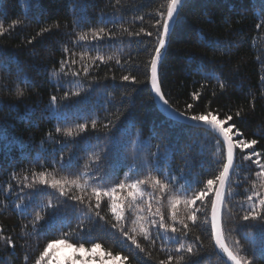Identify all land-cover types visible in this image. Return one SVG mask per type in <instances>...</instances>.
<instances>
[{
    "label": "trees",
    "instance_id": "16d2710c",
    "mask_svg": "<svg viewBox=\"0 0 264 264\" xmlns=\"http://www.w3.org/2000/svg\"><path fill=\"white\" fill-rule=\"evenodd\" d=\"M185 3L188 7L174 24L164 54L163 91L180 110L186 103H193L190 94L196 90L203 93L196 102L198 106L194 107L196 112L208 110L209 101L212 109L219 108L222 112L231 109L234 113L242 107L244 122H238V127L247 138L260 139L264 135V99L260 98L259 76L264 74V69L257 58H264V31L255 24L259 23L264 0H185ZM161 5L166 7V0H120L119 5L116 0H0V23L8 27L13 20L23 21L7 38H0V53H3L0 56V227L4 229L2 234L12 236L16 245L13 250L0 241V264H24L25 255L29 257L27 264H33L48 239L53 238V234L59 238L55 228L45 227L35 234L31 228L27 234L22 231V226L30 223L35 211L47 199L55 202V194L33 196L34 189L21 191L23 175L42 170L40 165H45L59 178L66 174L58 163L60 157L63 156L65 162L71 157L72 171L82 172L93 153L101 152L104 142L111 137L108 146L114 150L107 159L101 160V175L107 173L110 177L107 184L124 179L129 167L159 164L164 171L176 176L175 188L179 191L195 185L197 180L209 178L218 168L222 153L217 151L214 133L204 127L188 129L171 123L153 99L144 64L150 58L148 53L154 37H131L123 32L124 28L138 31L141 26L152 30L151 25L158 18L156 11L164 10ZM141 15L145 17L143 22L134 20ZM76 20L80 23H74ZM56 23L61 25L58 31L53 28V33L37 36L32 44L26 43V38L36 36L40 27ZM101 27L115 33L111 43L101 41L95 47V42L75 43L76 35L81 33H87L91 41L92 31ZM205 37L220 41L224 47L216 50L207 47L203 42ZM65 46L76 53L74 58L78 63L72 68L80 71L79 76L58 71L59 61L66 56ZM82 54L88 63L89 56L113 59L106 64L97 61L85 74L79 62ZM213 73L228 84L225 92L219 90ZM125 74L135 75L139 83L122 81ZM22 80L28 83H21ZM201 84L206 87L200 89ZM17 87L25 89V97L15 96ZM76 91L80 92L79 97L61 99L55 105L60 117L56 119L50 109V97L60 98L64 92ZM213 91L216 96L212 95ZM253 97L254 109L249 103ZM92 119L98 124L112 119L117 127L105 136L104 131L91 129ZM86 122L88 131L75 138L55 133L56 126L69 128ZM49 132L53 133L52 138L48 137ZM260 142L264 144V140ZM157 145L161 146L159 150ZM257 150H261L259 145ZM237 164L228 205L234 212H239L245 199L244 190L251 186V181L245 183L242 179L250 174L247 162L241 164L238 157ZM148 167H143L141 174ZM8 183L12 184L11 191ZM19 203L26 205L23 212L14 207ZM106 212L105 208L102 214ZM67 218L74 227L77 221L70 209ZM63 219L61 214L54 223L59 225ZM131 219L130 215L129 224ZM88 226L93 228L91 235L99 238L104 250L114 254L121 251L110 232L99 224L86 222ZM246 231L258 238V229H245L234 232L229 239L241 238ZM192 232L193 236L200 235L205 249L197 258L198 264H224L218 250L214 252L210 247L208 231L202 226L193 228ZM189 242L191 240L185 241ZM141 243L154 258L148 264L165 258L163 248L171 250L177 246L171 239H157L154 248L142 239ZM130 264L137 262L130 260Z\"/></svg>",
    "mask_w": 264,
    "mask_h": 264
},
{
    "label": "snow or ice",
    "instance_id": "6c2138e0",
    "mask_svg": "<svg viewBox=\"0 0 264 264\" xmlns=\"http://www.w3.org/2000/svg\"><path fill=\"white\" fill-rule=\"evenodd\" d=\"M116 4L119 5L120 0H116ZM187 7L185 0H166V7L161 5L164 10L156 11L155 15L158 18L151 25L152 30L141 26L138 31L124 28L123 32L131 37H154L155 42L148 53L150 58L144 64L145 76L154 94L153 99L161 103L171 123L188 129L204 127L214 133L217 151L222 153L218 168L209 178L197 180L195 185L190 184L179 191L175 188L176 176L164 171L159 164H152L150 167H129L124 179L117 183L107 184L106 181L110 177L107 173L101 175L103 169L101 160L102 158L107 159L108 154L114 150L113 147L108 146L111 137L104 142L101 152L93 153V158L82 172L72 171L71 157L67 162L63 156L60 157L58 163L66 174L59 178L50 173L45 165H40L42 170H32L23 175L21 191L24 188L34 189L33 196L46 194L52 197L55 194V202L52 198L47 199L39 210L35 211L30 223L22 226V231L27 234V230L31 228L32 233L35 234L45 227L49 230L55 228L59 233V238H55L53 234V238L48 239L42 251L34 258L33 264H89V260L97 259L100 264H106V261L108 264L112 261H118L119 264H130V260H135L137 264H148L154 258L141 243V239L153 248L157 239H171L177 245L171 250L163 248L166 256L156 261V264H179L180 261H185L186 264H198L197 258L205 249L200 235L193 236L192 230L202 226L209 233L212 250L214 252L219 250L218 254L226 257L224 264H258V261L264 264V144L260 142L264 140V135H261L260 139L245 136L242 129L238 127V122H244L242 107L234 113L231 109L222 112L219 108L212 109L211 101H209L206 106L208 110L196 112L194 111V107L198 106L196 102H199L203 95L201 90H196L190 94L193 103H186L185 108L180 110L163 91L161 73L165 59L164 52L173 32L172 25L177 22ZM144 19L142 15L134 18L141 22ZM74 23L79 24L80 21L76 20ZM22 24L23 21L19 19L13 20L8 27L0 23V38H7ZM255 27L264 31V7L261 8L259 23H256ZM53 28L58 31L61 25L56 23L40 27L36 36L26 38V43L32 44L37 36L42 37L45 33H53ZM113 39H115V33L101 27L92 31L91 41L87 33H81L76 35L75 43L78 45L80 42H95L93 43L95 47V44L101 41L111 43ZM203 42L213 50L224 47L220 41H213L207 37ZM145 51H148L147 48ZM63 52L66 56L59 61V73L79 76L80 71L72 68L78 63L74 58L76 53L66 46ZM2 55L3 53H0V56ZM111 59L113 58L108 57L106 60L102 55L89 56L87 61L90 63H88L85 61V55L82 54L79 62L82 71L88 74L91 66L97 61L106 64ZM257 59L261 68L264 69V58L258 57ZM116 63L119 64L120 61L117 60ZM212 76L216 79L221 93L225 92L228 84L214 73ZM112 78L115 79V76ZM121 79L124 82L139 83L135 75L125 74ZM21 83H28V81L22 80ZM259 84L260 98L264 99V74L259 76ZM205 87L204 84L200 85V89ZM14 91L18 99L26 95L23 88L17 87ZM80 95L79 91L64 92L60 98L52 95L50 109L53 116L56 119L60 118L58 109L55 108L59 100L67 101L71 97ZM212 95L216 96V92L213 91ZM254 101L255 97L249 101L253 109L255 108ZM116 119L119 117L117 116ZM90 126L93 131H104L105 136H109L117 127L112 119L105 124H98L96 119H92ZM88 129L89 124L86 122L69 128L56 126L55 133L75 138L87 132ZM255 135L253 133V136ZM48 137L52 138L53 133L49 132ZM129 143L137 142L129 141ZM140 143L143 144L144 141L141 140ZM257 145L261 150H257ZM160 147L157 145L158 150ZM166 153L167 150H165V155ZM238 157L241 164L247 162L250 174L242 179L245 183L251 181V186L244 190L245 199L239 206V212H234L228 205L232 175L239 166ZM52 167L55 168V164ZM143 167H148V170L141 174ZM12 176L13 179L16 178L15 173ZM8 189L12 190L11 183H8ZM165 201H167V215H165ZM64 205L68 207H62ZM14 207L23 212L26 205L19 203ZM105 208L107 212L102 214ZM69 209L77 221L74 227L67 218ZM61 214L64 215V219L56 225L54 221ZM130 215L132 219L129 224ZM201 216H203L202 221ZM86 222L88 225L99 224L102 229L110 232L116 238L121 251L114 254L111 250H104L99 238L92 237L93 228L86 227ZM245 229H258V238L256 234L246 231L241 238L229 239L234 232ZM3 232L4 229L0 227V241L15 250L13 237L5 236ZM186 240H191V242L185 243ZM58 246L71 250V254L61 257L58 255ZM124 251L127 254H122ZM28 259L29 257L25 255L24 264H27Z\"/></svg>",
    "mask_w": 264,
    "mask_h": 264
},
{
    "label": "rangeland",
    "instance_id": "374dc122",
    "mask_svg": "<svg viewBox=\"0 0 264 264\" xmlns=\"http://www.w3.org/2000/svg\"><path fill=\"white\" fill-rule=\"evenodd\" d=\"M59 247V251H58V255H60L61 257H65L67 255L71 254V250L64 248L63 246H58ZM86 256L88 254H85ZM89 264H100L99 260H89ZM106 264H108V262L106 261ZM111 264H119L118 261H112Z\"/></svg>",
    "mask_w": 264,
    "mask_h": 264
},
{
    "label": "water",
    "instance_id": "95a60500",
    "mask_svg": "<svg viewBox=\"0 0 264 264\" xmlns=\"http://www.w3.org/2000/svg\"><path fill=\"white\" fill-rule=\"evenodd\" d=\"M173 27H174V24L172 25V28H173ZM169 38H170V37H169ZM167 46H168V44H167ZM166 50H167V47H166ZM165 52H166V51H165ZM165 52H164V54H165ZM150 89H151V87H150ZM152 95H154V94L152 93ZM155 103H156L158 109L160 110V112H161L162 114H164L166 117H168V116H167V113L163 111V107H162L161 103H160L158 100H155ZM218 252H219V250H218ZM220 256L226 261V257H224L223 254H220Z\"/></svg>",
    "mask_w": 264,
    "mask_h": 264
}]
</instances>
